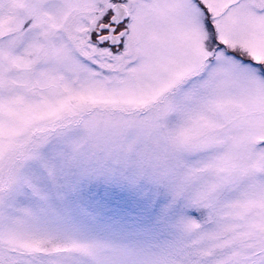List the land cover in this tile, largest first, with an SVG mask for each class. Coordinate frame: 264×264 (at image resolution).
Segmentation results:
<instances>
[{"label": "snow or ice", "instance_id": "obj_1", "mask_svg": "<svg viewBox=\"0 0 264 264\" xmlns=\"http://www.w3.org/2000/svg\"><path fill=\"white\" fill-rule=\"evenodd\" d=\"M0 264H264V0H0Z\"/></svg>", "mask_w": 264, "mask_h": 264}]
</instances>
